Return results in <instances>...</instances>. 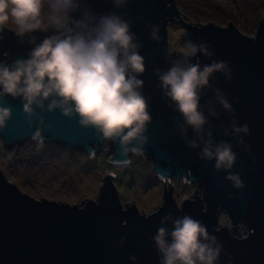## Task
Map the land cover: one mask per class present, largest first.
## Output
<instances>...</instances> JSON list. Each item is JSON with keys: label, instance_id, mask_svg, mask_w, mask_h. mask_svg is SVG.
<instances>
[{"label": "water", "instance_id": "water-1", "mask_svg": "<svg viewBox=\"0 0 264 264\" xmlns=\"http://www.w3.org/2000/svg\"><path fill=\"white\" fill-rule=\"evenodd\" d=\"M87 2L99 13L112 7L110 0ZM122 12L134 21L132 31L137 36L136 42L142 45L140 54L145 57L146 71L137 78L144 80L141 92L150 98L148 111L152 122L145 133L148 142L143 156L150 161L155 175L162 181L167 179V191L163 182L161 203L148 212L139 211L133 203L119 201L114 175L107 172L101 177L95 200L83 198L80 203L70 204L33 198L9 182L0 170V264H132L128 259L130 255L138 257L136 264H159L160 257L151 238L159 227L171 232L173 221L185 213L201 220L209 233L218 237L223 245L219 264H227L225 252L231 254L232 264H264V19L258 20L252 36L239 32L230 21L226 26H218L213 22L179 20L184 28V33H180L184 43L187 40L196 44L207 42L213 53L206 57L198 52L199 61H186L183 54L177 55L182 52L174 48L170 51L167 44L166 26L179 12L175 0H129ZM137 16L141 17L138 21ZM152 25H158L155 37L151 35ZM32 35L35 43H29L27 35L19 38L5 30L4 39L0 40V61L10 64L17 58L27 59L35 44L45 37L40 32ZM214 60L229 63L232 80L229 82L223 73L217 72L209 77V83L225 93L235 109L238 126L248 124L250 133L232 135L231 113L215 101L212 89L204 90L201 95V111L209 120L204 129L212 131L214 143L220 140L232 143L237 153L232 171L240 174L244 183L241 189L233 188L225 179V170L214 171V160L198 159L203 145L192 129L184 125L174 104L162 96L156 74V69L162 73L174 62L182 67L189 62H199L203 67ZM233 98H239V102L233 103ZM5 99L4 106L12 108V117L0 131V139L4 147L11 148L31 139L33 129L21 114L19 100ZM47 103L45 101V107ZM209 110L219 113V119L209 117ZM44 115L46 123L54 122L52 129L44 132V143L82 150L89 157L104 143L94 129L81 128L76 123L78 117L69 120L61 116L59 110ZM181 126L187 128L183 136ZM239 137L250 146V152L245 151L244 145H237ZM191 140H196L199 146L190 148L186 141ZM107 143L111 164L128 165L125 162L130 160L131 153L126 157L116 155L117 146L111 141ZM107 174L111 178L105 180ZM171 178L194 184L188 199L177 203L171 193L172 185L168 180ZM221 184L223 187H219ZM201 189L204 190L202 198ZM229 195L233 199H228ZM158 208L156 214L148 216ZM166 214L170 219L160 223ZM221 214L231 219V229L220 228ZM122 221H126V225L122 226ZM214 228L220 231L213 232ZM248 229L253 230L251 234ZM233 234L247 238L236 240ZM121 236H127L123 245H120ZM168 239L170 241V237Z\"/></svg>", "mask_w": 264, "mask_h": 264}, {"label": "clouds", "instance_id": "clouds-1", "mask_svg": "<svg viewBox=\"0 0 264 264\" xmlns=\"http://www.w3.org/2000/svg\"><path fill=\"white\" fill-rule=\"evenodd\" d=\"M110 3L109 11L99 13L87 0H0V40L4 39L5 30L19 38L29 36V43H35L33 33L45 34L27 54V59L17 58L10 64L0 61V131L12 117V108L4 106L5 98L10 97L19 100L21 114L33 129L30 138L41 147L44 132L51 130L54 123H46L44 114L59 110L60 115L69 120L78 117L76 123L81 128L94 129L100 141H111L117 146L116 155H143L148 142L145 133L152 122L148 111L150 98L141 92L144 80L137 78L146 71L145 57L140 54L142 45L136 42L137 36L132 31L134 21L122 12L129 0H110ZM139 19L141 17L137 16L136 20ZM151 27V35L155 37L158 25ZM210 47L207 42L196 44L187 40L182 54L186 61H199L198 52L213 56ZM231 71L227 61L214 60L203 67L199 62H189L186 67L174 62L162 73L156 69V74L162 96L174 104L184 125L192 129L203 145L198 159L214 160V171L225 170V179L233 188L241 189L244 187L241 176L232 171L237 153L230 141L213 142L212 131L204 129L209 120L201 111L200 103L202 92L212 89L215 101L231 113L232 135H249L248 124L238 126L235 109L225 93L209 83V77L217 72L223 73L230 82ZM45 101H48L46 107ZM238 102L239 98H233V103ZM208 116L219 119V113L213 110H209ZM186 132L187 128L181 126V135ZM224 135H228L227 128ZM186 143L190 148L199 146L196 140ZM237 145H244L245 151L250 152L243 137L237 139ZM203 191L201 189V198ZM228 199L233 197L229 195ZM160 208L148 216L156 214ZM168 219L170 215L166 214L160 223ZM224 227H232L227 215L220 226ZM220 228H214L213 232H219ZM252 231L247 230L248 234ZM232 238L247 237L233 234ZM126 239L127 236H121L120 245ZM151 241L160 257L159 264H219L223 251L218 237L209 233L205 223L187 213L173 221L171 232L164 227L157 228ZM225 255L227 264H232L231 254L225 252ZM128 259L136 264L138 257L130 255Z\"/></svg>", "mask_w": 264, "mask_h": 264}, {"label": "rangeland", "instance_id": "rangeland-1", "mask_svg": "<svg viewBox=\"0 0 264 264\" xmlns=\"http://www.w3.org/2000/svg\"><path fill=\"white\" fill-rule=\"evenodd\" d=\"M179 17L186 23L213 22L226 26L227 21L242 34L252 36L264 19V0H177ZM168 49L182 52L185 43L181 36L184 28L179 21L166 26ZM111 151L104 142L89 157L82 150H73L48 142L39 146L31 139L11 148H4L0 139V170L6 179L33 198H46L70 204L81 200H95L101 177L113 172V184L122 204L133 203L139 211L148 212L161 203L163 182L167 191V179L159 178L150 161L143 155L130 154L126 166H114L109 161ZM171 193L177 203L190 196L194 184L182 179H169ZM222 223L224 215H220ZM239 233L242 229L238 230Z\"/></svg>", "mask_w": 264, "mask_h": 264}, {"label": "trees", "instance_id": "trees-1", "mask_svg": "<svg viewBox=\"0 0 264 264\" xmlns=\"http://www.w3.org/2000/svg\"><path fill=\"white\" fill-rule=\"evenodd\" d=\"M176 1H177V0H175V2H176ZM175 20H176V21L181 20L180 17H179V12H178L177 16H175V17L173 18L172 21H175ZM180 54H182V53H177L178 56H180ZM3 147H4V146H3ZM4 148H6V147H4ZM108 172L113 173L112 171H108ZM110 173H109V174H110ZM109 174L105 175V177H104L105 180L108 179V178H111Z\"/></svg>", "mask_w": 264, "mask_h": 264}, {"label": "bare ground", "instance_id": "bare-ground-1", "mask_svg": "<svg viewBox=\"0 0 264 264\" xmlns=\"http://www.w3.org/2000/svg\"><path fill=\"white\" fill-rule=\"evenodd\" d=\"M116 165H118V164H116ZM126 165H127V164H123V165H118V166H121V167H122V166H126Z\"/></svg>", "mask_w": 264, "mask_h": 264}, {"label": "built area", "instance_id": "built-area-1", "mask_svg": "<svg viewBox=\"0 0 264 264\" xmlns=\"http://www.w3.org/2000/svg\"><path fill=\"white\" fill-rule=\"evenodd\" d=\"M169 180V179H168ZM163 181H165V180H163Z\"/></svg>", "mask_w": 264, "mask_h": 264}]
</instances>
